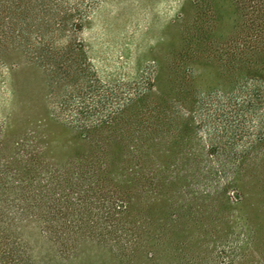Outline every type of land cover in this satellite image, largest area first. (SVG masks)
I'll use <instances>...</instances> for the list:
<instances>
[{
	"label": "trees",
	"instance_id": "trees-1",
	"mask_svg": "<svg viewBox=\"0 0 264 264\" xmlns=\"http://www.w3.org/2000/svg\"><path fill=\"white\" fill-rule=\"evenodd\" d=\"M107 1L0 0V69L25 56L48 80L51 58L70 54L58 85L82 89L79 36ZM223 1L224 35L185 26L161 68L119 80L111 99L87 85L50 111L80 146L57 177L42 135L23 150L0 122V264L69 262L82 243L114 264H264V0ZM25 227L50 259H36Z\"/></svg>",
	"mask_w": 264,
	"mask_h": 264
},
{
	"label": "rangeland",
	"instance_id": "rangeland-1",
	"mask_svg": "<svg viewBox=\"0 0 264 264\" xmlns=\"http://www.w3.org/2000/svg\"><path fill=\"white\" fill-rule=\"evenodd\" d=\"M95 10L91 23L79 36L84 45L79 62L88 71L82 89L70 81H64L63 87L58 85L68 70L65 65L70 54L60 60L51 58L49 62L55 67L48 80L43 67L34 66L25 56L8 59L9 64L16 63L14 71L0 69V122L4 124L5 139L18 140L23 150H29L36 142L34 136L42 135L41 151L54 163L47 169L56 177L60 171L55 163L76 156L80 146L70 130L51 119V110L59 113L65 103L76 102L80 93L88 90L87 85L94 92L106 90L111 99L119 80H132L153 60L161 68L167 55L179 52L180 31L185 26L194 23L195 27H208L224 35L231 23V7L223 0H109ZM54 41L55 52H62L65 41ZM204 73L202 78L207 79L208 73ZM212 82L207 80L205 84ZM233 197L237 200L235 194ZM22 233L39 262L52 257L51 245L36 230L25 227ZM57 264L114 262L97 245L82 243L75 258Z\"/></svg>",
	"mask_w": 264,
	"mask_h": 264
}]
</instances>
